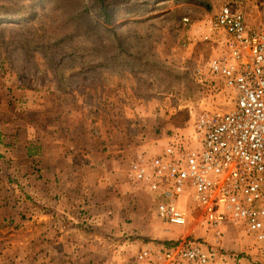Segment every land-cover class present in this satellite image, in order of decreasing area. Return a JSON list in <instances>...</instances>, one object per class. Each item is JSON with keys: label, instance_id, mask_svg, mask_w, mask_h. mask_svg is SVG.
Listing matches in <instances>:
<instances>
[{"label": "rangeland", "instance_id": "rangeland-1", "mask_svg": "<svg viewBox=\"0 0 264 264\" xmlns=\"http://www.w3.org/2000/svg\"><path fill=\"white\" fill-rule=\"evenodd\" d=\"M225 3L264 27V0H0L7 12L0 19V104L9 119L36 117L46 94L59 102L83 96V115L123 126L124 159L139 146L157 153L172 134L188 133L199 114L234 105L233 90L209 70L222 51L212 22ZM148 207L156 216L152 198ZM243 224L226 227L224 248L244 264H264V242ZM113 236L120 243L114 250L122 246L115 264H132L129 246L139 237Z\"/></svg>", "mask_w": 264, "mask_h": 264}, {"label": "crops", "instance_id": "crops-1", "mask_svg": "<svg viewBox=\"0 0 264 264\" xmlns=\"http://www.w3.org/2000/svg\"><path fill=\"white\" fill-rule=\"evenodd\" d=\"M52 95L36 117L9 119L0 104V264H115L113 235L124 233L139 237L134 262L144 241L169 233L150 214L149 191L127 178L144 151L124 159L123 126L83 115V96Z\"/></svg>", "mask_w": 264, "mask_h": 264}, {"label": "built area", "instance_id": "built-area-1", "mask_svg": "<svg viewBox=\"0 0 264 264\" xmlns=\"http://www.w3.org/2000/svg\"><path fill=\"white\" fill-rule=\"evenodd\" d=\"M212 28L224 37L209 70L233 90L234 105L199 114L188 133L130 163L128 180L149 191L166 231L186 228L144 241L133 264H241L223 246L226 227L241 223L264 242V27L225 3Z\"/></svg>", "mask_w": 264, "mask_h": 264}, {"label": "trees", "instance_id": "trees-1", "mask_svg": "<svg viewBox=\"0 0 264 264\" xmlns=\"http://www.w3.org/2000/svg\"><path fill=\"white\" fill-rule=\"evenodd\" d=\"M102 2H104V0H102ZM2 6L0 5V15H3V16H0V19H2V21L3 22H5L6 20H5V18H2V17H4V15H5V13H7V12H1L2 11ZM7 19H9V20H12V18H10V17H6Z\"/></svg>", "mask_w": 264, "mask_h": 264}]
</instances>
